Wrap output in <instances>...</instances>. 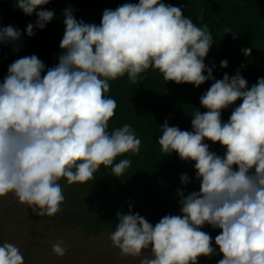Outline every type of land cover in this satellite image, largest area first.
<instances>
[{
    "label": "clouds",
    "instance_id": "obj_1",
    "mask_svg": "<svg viewBox=\"0 0 264 264\" xmlns=\"http://www.w3.org/2000/svg\"><path fill=\"white\" fill-rule=\"evenodd\" d=\"M50 2L15 0L25 15L37 17L35 25H27L29 37L34 27L43 30L54 19V10L42 7ZM73 11L63 12L58 64L45 73L37 55L23 56L8 66L0 83V197L13 193L39 217H54L65 200L62 178L83 184L101 165L112 166L116 177L131 166L130 159L114 160L138 154L141 140L129 124L108 131L117 108L106 95L109 81L127 73L136 84L150 67L165 82L199 88L214 80L200 97L207 110L191 114L192 130L166 120L157 141L163 153L194 162L199 191L185 195L177 189L181 214L165 215L155 225L131 209L118 212L109 239L122 256L140 257V264H198V257L216 254L212 237L201 230L208 225L221 230L215 236L223 255L217 264H264V78L250 88L239 71L215 79L204 63L212 34L206 24L185 17L181 7L161 0L124 3L105 9L99 25L78 20ZM20 38L19 29L0 26V44ZM251 51L243 49L245 56ZM227 66L221 61V68ZM238 100L242 103L222 122V111ZM205 140L219 143L224 155L210 151ZM180 180L189 183L187 174ZM149 249L152 255H143ZM52 252L63 257L64 242L53 243ZM0 264H24L19 248L0 245Z\"/></svg>",
    "mask_w": 264,
    "mask_h": 264
},
{
    "label": "trees",
    "instance_id": "obj_2",
    "mask_svg": "<svg viewBox=\"0 0 264 264\" xmlns=\"http://www.w3.org/2000/svg\"><path fill=\"white\" fill-rule=\"evenodd\" d=\"M162 3L181 7L185 17L197 26L207 25L212 34V46L204 59L212 69L215 79L230 77L237 71L248 81L250 88L259 78H264V0H161ZM124 3H139V0H51L42 6L54 10V19L41 30L34 27V35L29 37L26 28L36 24L35 12L29 16L15 6V0H0V26L12 25L21 32L20 40L0 44V83L7 75L8 66L23 56L37 55L47 68L58 64L61 54L60 42L64 35L63 12L73 9L78 20L100 24L105 9L115 10ZM225 28L231 29L230 33ZM251 48V55L245 56L243 49ZM18 49V50H17ZM228 66L221 68V61ZM45 73H42L45 74ZM207 75V71L203 73ZM143 79L136 84L128 80L127 73L114 81H109L110 90L106 94L117 103L115 115L109 121L108 131L131 125L141 140L138 154L131 152L118 156L130 159L131 166L119 177L112 175L111 167L94 173V179L86 183L69 185L65 178L58 181L63 194L72 195L76 208L65 222L78 225L86 234L98 235L106 227L110 234L118 223L117 213H139L155 225L165 215H180V197L177 189L188 195L199 191L200 181L196 179L194 162L182 161L178 154L167 155L158 145L162 135L161 126L167 120L169 126L191 131L192 113L207 109L201 107L200 97L210 88L214 80H208L199 88L190 83L177 84L163 79L159 70L152 67L140 74ZM238 100L222 111V122H227ZM209 144V150L221 157L226 149L219 143ZM237 168V166H233ZM182 174H187L189 183L183 184ZM48 216H43V218ZM212 237L216 254L211 258L200 256L198 264H217L223 258L215 245V236L220 229L205 225L201 229Z\"/></svg>",
    "mask_w": 264,
    "mask_h": 264
},
{
    "label": "rangeland",
    "instance_id": "obj_3",
    "mask_svg": "<svg viewBox=\"0 0 264 264\" xmlns=\"http://www.w3.org/2000/svg\"><path fill=\"white\" fill-rule=\"evenodd\" d=\"M62 210L54 217H39L13 193L0 197V245L17 246L24 264H140V257L122 256L113 247L109 229L98 235L86 234L78 225L65 219L76 208L72 195L64 194ZM62 240L67 248L63 257L52 252V244ZM151 256L150 249L142 250Z\"/></svg>",
    "mask_w": 264,
    "mask_h": 264
}]
</instances>
